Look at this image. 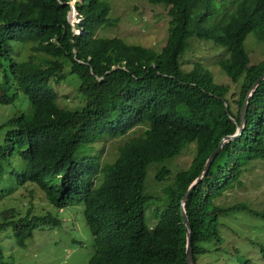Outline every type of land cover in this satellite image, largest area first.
<instances>
[{"label":"trees","instance_id":"16d2710c","mask_svg":"<svg viewBox=\"0 0 264 264\" xmlns=\"http://www.w3.org/2000/svg\"><path fill=\"white\" fill-rule=\"evenodd\" d=\"M71 0H0V104L18 93L28 102L24 113L5 119L0 142V179L13 175L17 185L31 183L43 192L56 212L72 201L83 206L93 252L86 264H186L185 230L179 200L195 179L207 156L224 135L232 134L239 109L252 82L264 72V57L249 63L245 38L264 43V0H236L233 10L212 24L215 0H147L161 5L168 17L166 38L153 50L101 36L117 19L104 0L73 3L80 28L67 20ZM75 26V25H74ZM209 40L227 50L218 67L233 85L216 84L205 67L194 63L182 70L179 56L191 37ZM248 38V37H247ZM29 43L23 60L11 56L10 42ZM72 75L82 102L60 107L52 83ZM110 162H98L92 145L128 135ZM264 79L247 100L241 134L224 144L184 203L190 227L192 259L220 251L218 219L233 210L264 217L246 205L219 207L213 199L235 183L251 159H264ZM194 141L189 165L162 187L164 208L155 209L149 228L143 193L148 164L160 165L154 175L169 177L164 162ZM17 154L20 171L11 167ZM145 206V209H146ZM1 211L0 231L10 226L14 242L24 247L33 229L56 225L57 218L28 213L13 217ZM2 256L0 253V264ZM240 264H247L242 258Z\"/></svg>","mask_w":264,"mask_h":264},{"label":"rangeland","instance_id":"374dc122","mask_svg":"<svg viewBox=\"0 0 264 264\" xmlns=\"http://www.w3.org/2000/svg\"><path fill=\"white\" fill-rule=\"evenodd\" d=\"M72 1V0H71ZM77 0H74V2ZM79 1V0H78ZM109 4V16L116 18L113 27L98 32L101 36L121 38L128 44H140L153 50V56L162 46L167 33L168 17L166 9L161 5H150L147 0H104ZM236 0H215L216 8L208 18L207 23L212 24L223 19L233 10ZM73 2V3H74ZM75 9L69 15L70 24H74L76 32L80 28L77 23ZM248 37V38H247ZM249 57V63L256 64L264 57V43L258 41L251 34L244 40ZM29 43L17 41L10 42L11 56L23 60L29 54ZM227 57V50L209 40L191 37L188 39L184 51L179 56L182 70H189L194 63L209 70L216 84H229L224 72L218 67V61ZM7 61H0L1 76L6 69ZM56 95V103L60 107L71 108L78 106L81 96L76 91V79L72 75L63 80L52 83ZM28 102L26 97L18 93L10 104H0V124L9 116L26 112ZM5 128H0V142ZM138 130L126 136L113 139H104L92 145L94 155L98 162H110L117 151V147L130 137L136 136ZM264 143V136H263ZM195 153L194 141L185 143L179 153L166 160L164 166L169 170L168 178L157 181L154 175L159 171L160 165L150 163L145 171L143 180V193L149 195L148 205H144L147 216V225L153 227L155 209L164 208L165 196L162 187L170 184L172 175L176 171L185 169ZM11 167L20 171L23 162L15 153L11 158ZM20 169V170H19ZM238 180L225 188L222 193L213 199L219 207H229L235 204L246 205L255 212L264 211V159L254 158L243 167ZM146 206V209H145ZM12 209L13 217H22L28 213L36 216L51 215L57 218L56 225L36 228L32 231L30 239L26 240L24 247L15 244L10 226L0 231L1 264H86L93 252L92 236L84 222L80 202L72 201L67 207L56 212L47 202L42 191L31 183L17 185L13 175H3L0 179V212ZM1 221V215H0ZM218 233L222 244L220 251L200 255L196 264H240L244 258L247 264H264V217L251 214L245 210H233L221 215L218 219Z\"/></svg>","mask_w":264,"mask_h":264},{"label":"water","instance_id":"95a60500","mask_svg":"<svg viewBox=\"0 0 264 264\" xmlns=\"http://www.w3.org/2000/svg\"><path fill=\"white\" fill-rule=\"evenodd\" d=\"M73 2H74V0H72V1L69 2L70 9H69L68 14H67V20H68V22H69L70 12L72 11V8L74 9ZM262 79H264V72L261 75H259L252 82L250 88L245 93V97H244L243 103H242V105H241V107L239 109L238 123L236 124L235 131L232 134H230V135H224V136H222L220 138V140L218 141V144H217L216 148L205 159V161L203 163V166H202V168L200 170V173L188 185V187L186 188L185 192L183 193V195L181 196V198L179 200V211H180V215H181L182 224H183L184 230H185V248H184V254H185V263L186 264H194V262H193V259H192V250H191V246H190V235H191V233H190V227H189L188 220L186 218L185 211H184V203H185V200L187 199V197H188L191 189L194 187V185L197 183V181L200 180L204 176V174L206 173L207 168H208L211 160L216 155V153L218 152V150L224 144L228 143L231 140H234L235 138H237L241 134V132L243 130V127H244V124H245V113H246L247 100H248L249 96L252 94V92L254 91V89L256 88V86L258 85V83Z\"/></svg>","mask_w":264,"mask_h":264},{"label":"clouds","instance_id":"9594fccd","mask_svg":"<svg viewBox=\"0 0 264 264\" xmlns=\"http://www.w3.org/2000/svg\"><path fill=\"white\" fill-rule=\"evenodd\" d=\"M76 15H77V12H76ZM80 20V19H79ZM80 24V23H79ZM71 25V24H70ZM72 26V30H73V32H74V34H75V30L73 29V27H74V24H72L71 25ZM81 32V29H80V31L79 32H76V33H80Z\"/></svg>","mask_w":264,"mask_h":264}]
</instances>
